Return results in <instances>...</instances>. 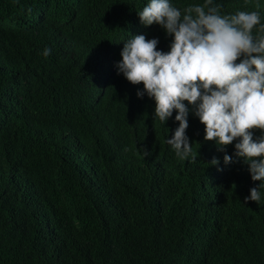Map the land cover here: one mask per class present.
Returning <instances> with one entry per match:
<instances>
[{
	"label": "trees",
	"instance_id": "trees-1",
	"mask_svg": "<svg viewBox=\"0 0 264 264\" xmlns=\"http://www.w3.org/2000/svg\"><path fill=\"white\" fill-rule=\"evenodd\" d=\"M147 3L0 0V264H264V188L245 203L260 182L235 142L218 150L190 111L197 158L178 159L177 113L160 122L118 74L131 35L170 50L140 21ZM214 3L264 23V0Z\"/></svg>",
	"mask_w": 264,
	"mask_h": 264
},
{
	"label": "clouds",
	"instance_id": "clouds-1",
	"mask_svg": "<svg viewBox=\"0 0 264 264\" xmlns=\"http://www.w3.org/2000/svg\"><path fill=\"white\" fill-rule=\"evenodd\" d=\"M221 7L204 0L181 10L171 0H148L138 11L140 21L145 27L159 25L172 37L170 50H157V38L131 35L116 67L131 84H143L137 96L154 99V118L165 124L177 113L179 126L167 144L178 159L197 158L186 135L190 111L205 126V141H215L218 150L235 142L234 155L260 182L245 203L258 204L264 188V23L258 11L222 14ZM51 51L46 48L43 55ZM143 152L150 155L146 148ZM231 163L225 154L224 164ZM219 164L213 159L210 165Z\"/></svg>",
	"mask_w": 264,
	"mask_h": 264
}]
</instances>
